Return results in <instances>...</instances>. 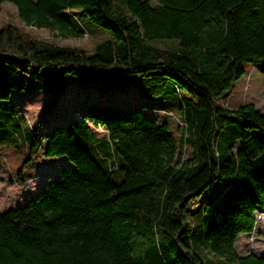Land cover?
<instances>
[{"label":"trees","instance_id":"obj_1","mask_svg":"<svg viewBox=\"0 0 264 264\" xmlns=\"http://www.w3.org/2000/svg\"><path fill=\"white\" fill-rule=\"evenodd\" d=\"M3 2L26 25L73 37L83 34L71 13L78 9L109 38L87 54L0 26V144L17 134L5 119H25L14 92L54 93V104L74 82L100 94L133 88L150 103L87 102L82 119L56 121L46 133L22 128L27 156L17 181L43 156H64L72 168L0 211V264H264V255L237 250L264 211V112L216 103L245 63L261 66L264 91V0ZM161 100L180 103L178 141L148 115ZM184 144L191 153L183 160ZM219 184L214 204L204 197Z\"/></svg>","mask_w":264,"mask_h":264},{"label":"rangeland","instance_id":"obj_2","mask_svg":"<svg viewBox=\"0 0 264 264\" xmlns=\"http://www.w3.org/2000/svg\"><path fill=\"white\" fill-rule=\"evenodd\" d=\"M114 1L117 6H121V0ZM71 13L76 18L74 20L76 28L83 32L80 37L64 36L57 30L26 25L18 17L16 7L9 2L0 3V26L12 25L37 40L79 49L87 54L94 52L95 46L99 42L109 38L108 31L100 30L86 16L80 14L78 9L71 10ZM153 43L162 48H173L174 44L169 40H156ZM243 67L245 69L244 75L235 81L230 91L217 99L216 103L232 109L250 103L264 112L262 68L252 63H245ZM53 96L54 93L44 92H14L11 96V103L25 119L23 120L16 115V119H5L7 127L17 134H13L14 140L4 141V144H0V153L4 155L2 160L0 158L2 169L0 170V211L23 205L25 200L40 192L45 183L56 179L59 176V169L62 167L60 165H63L61 159L43 156L40 158L42 167L38 166L40 164L37 165L38 167L36 166L42 173H36L37 170L34 168L26 174L21 182L17 181L15 178L16 171L27 156L22 144L25 140L18 138L21 136L19 134H21L22 128L29 126L35 132H46L56 121L69 122L74 119H82V110L87 102L107 100L121 104L150 103L141 99L133 88H126L123 91L111 89L105 94H100L97 87L74 82H69L65 90L56 97L54 104H51ZM142 96L147 97L146 95ZM158 98L155 97L153 100ZM155 104H163V107L157 105L151 107L148 110V115L155 118L158 123L166 121L169 124L170 132L178 141L185 134V125L179 109L180 103L173 100H161ZM90 128L98 136L106 133L103 128L92 124H90ZM178 150L181 152L183 160L190 156L191 148L188 145H179ZM43 163L48 165L47 171H44L46 166L43 167ZM223 189L222 185H216L206 192L204 198L217 204L220 202ZM237 250L240 254L252 252L257 255H264V211L257 213L253 231L239 237Z\"/></svg>","mask_w":264,"mask_h":264},{"label":"crops","instance_id":"obj_3","mask_svg":"<svg viewBox=\"0 0 264 264\" xmlns=\"http://www.w3.org/2000/svg\"><path fill=\"white\" fill-rule=\"evenodd\" d=\"M65 123L67 124L68 122H65ZM89 129H90L91 132H93V131L91 130V128H90V124H89ZM23 130H25V129H23ZM31 130H32L33 132H35L32 128H31ZM47 131H48V130H47ZM47 131H46V132H47ZM46 132H35V133H46ZM26 133H27L26 130L23 131V135H24V136H26ZM93 133H95V132H93ZM95 134H96V133H95ZM57 159H61V163H62L63 165H60V166H62V167L64 166V167H68V168H72V164L66 159V157L61 156V157H57ZM38 166H39V167H42L41 164L38 165ZM38 166H37V167H38ZM45 166H46V168H45V169L43 168V169H44V171H47V169H48L47 166H48V165H47L46 163H43V167H45ZM37 167H35V168H36L35 170H37L36 173H42V172H39L40 170H38ZM0 170H2V169H0ZM56 178H58V176H57ZM45 185H46V183L43 185V188H44ZM40 191H41V190H40ZM36 194H37V193H36ZM36 194H35V195H36ZM35 195H33V196H31V197H34ZM31 197H29L28 199H30ZM28 199L25 200V201L27 202ZM26 202H25V203H26ZM25 203H24V204H25Z\"/></svg>","mask_w":264,"mask_h":264}]
</instances>
